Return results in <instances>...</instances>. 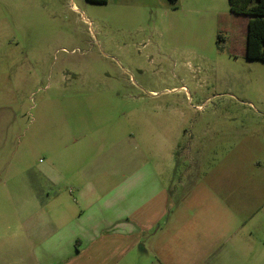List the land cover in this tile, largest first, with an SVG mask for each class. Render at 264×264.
I'll use <instances>...</instances> for the list:
<instances>
[{"label": "rangeland", "instance_id": "374dc122", "mask_svg": "<svg viewBox=\"0 0 264 264\" xmlns=\"http://www.w3.org/2000/svg\"><path fill=\"white\" fill-rule=\"evenodd\" d=\"M219 14L0 0V185L121 169L126 205L168 190L180 262L264 264V62L217 47Z\"/></svg>", "mask_w": 264, "mask_h": 264}, {"label": "crops", "instance_id": "0c3cea01", "mask_svg": "<svg viewBox=\"0 0 264 264\" xmlns=\"http://www.w3.org/2000/svg\"><path fill=\"white\" fill-rule=\"evenodd\" d=\"M186 4L197 12L230 11L228 0ZM120 161L126 168L124 155ZM122 173L88 170L52 176L43 167L29 173L21 190L0 185V264H185L178 258L176 225L170 233L164 234L167 226L158 233L164 218L170 225L178 217L168 211V190L161 187L154 200L146 197L126 205V191L105 182ZM52 187L57 188L45 194ZM155 227L157 232L150 234Z\"/></svg>", "mask_w": 264, "mask_h": 264}, {"label": "trees", "instance_id": "16d2710c", "mask_svg": "<svg viewBox=\"0 0 264 264\" xmlns=\"http://www.w3.org/2000/svg\"><path fill=\"white\" fill-rule=\"evenodd\" d=\"M86 1L90 4H105L108 0ZM228 1L230 13L218 15L217 47L231 56L264 62V0ZM228 20L235 29L233 37L226 44L224 24Z\"/></svg>", "mask_w": 264, "mask_h": 264}]
</instances>
